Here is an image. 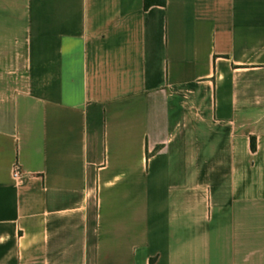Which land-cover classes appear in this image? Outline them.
<instances>
[{
  "label": "crops",
  "instance_id": "1",
  "mask_svg": "<svg viewBox=\"0 0 264 264\" xmlns=\"http://www.w3.org/2000/svg\"><path fill=\"white\" fill-rule=\"evenodd\" d=\"M0 264H264V0H0Z\"/></svg>",
  "mask_w": 264,
  "mask_h": 264
},
{
  "label": "trees",
  "instance_id": "2",
  "mask_svg": "<svg viewBox=\"0 0 264 264\" xmlns=\"http://www.w3.org/2000/svg\"><path fill=\"white\" fill-rule=\"evenodd\" d=\"M167 0H145V8L149 9L152 6H163L165 7Z\"/></svg>",
  "mask_w": 264,
  "mask_h": 264
},
{
  "label": "built area",
  "instance_id": "3",
  "mask_svg": "<svg viewBox=\"0 0 264 264\" xmlns=\"http://www.w3.org/2000/svg\"><path fill=\"white\" fill-rule=\"evenodd\" d=\"M23 175H24V172H23L21 166L19 164L14 165L13 178L15 180H20V179H22Z\"/></svg>",
  "mask_w": 264,
  "mask_h": 264
}]
</instances>
